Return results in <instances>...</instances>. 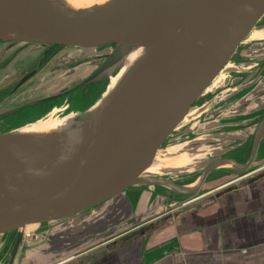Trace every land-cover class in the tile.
<instances>
[{
    "label": "water",
    "instance_id": "1",
    "mask_svg": "<svg viewBox=\"0 0 264 264\" xmlns=\"http://www.w3.org/2000/svg\"><path fill=\"white\" fill-rule=\"evenodd\" d=\"M263 16L264 0H108L86 8L70 0H0L1 42L35 45L37 50L115 46L82 85L125 70L116 86L85 113L63 117L48 131L31 132L35 122L0 134V238L11 242L5 264H24L34 244L43 245L42 253L58 229L46 223L86 216L107 202L113 205L109 212L122 210L131 188L156 192L163 203L130 222L68 243L70 251L61 257L114 239L85 257L94 259L191 208L264 179L262 170L237 183L243 179L239 175L253 168L264 121L247 164L218 160L188 185L165 177L175 174H149L161 165L162 148L172 133ZM136 50L141 52L130 63ZM225 167L235 173L228 186L219 181L204 189L212 172ZM214 187L221 190L205 202L176 210ZM143 197L138 207L144 205Z\"/></svg>",
    "mask_w": 264,
    "mask_h": 264
},
{
    "label": "flooded vegetation",
    "instance_id": "2",
    "mask_svg": "<svg viewBox=\"0 0 264 264\" xmlns=\"http://www.w3.org/2000/svg\"><path fill=\"white\" fill-rule=\"evenodd\" d=\"M258 27L259 29L254 32L260 34V37L255 38L256 33L252 38L260 43L257 45L260 48L258 52L264 53V16L255 26V28ZM243 43L227 66L214 80L211 87L194 104L189 115L181 122L164 145L166 150L171 145H184L188 142L202 139L205 135L216 137L222 127L232 130L231 127H237L234 123H238L241 118L243 119L244 124L242 127L244 128L242 129H245V133L249 132L251 134L246 144L222 153L220 156L212 157L211 162L198 173L195 180L200 178L202 172L209 164L218 160L229 159L239 164H247L251 159L258 130L264 121V56L258 61H256L257 58L252 59L250 56H253V54L250 53V50H243ZM16 45H19V43L0 41V46H3L2 48L5 47V49H0V56H2L0 57V72L2 71L4 76L0 83V101L2 103L10 102L13 95L21 100L20 104L15 105L13 108L2 110L0 114V134L33 124L37 118L45 117L55 109L61 112L59 114L60 117L85 113L103 98L110 85L109 82L113 78V76L108 78L100 77L82 85L107 59L115 46L89 50L93 54H89L86 50H79L81 51L80 55L77 57L70 56L68 59H64L63 63L60 58L62 56L59 55L68 47L52 46L44 49L41 55L30 60L26 65L27 68H21L18 72L10 73L8 72L9 66L18 58L20 51H23L22 47L18 48ZM57 57L61 61L59 66H63H54L55 69L51 70L52 68L49 67L52 66L53 62L57 61ZM86 64L94 67L88 75L86 74L81 78L77 77L73 83H65L66 85L58 91L39 97L42 85L48 81L47 78L50 75L53 73L57 75L55 77L57 84L67 82L68 78L75 76L81 68H85ZM43 70L47 74H45L44 78L38 79L39 82L35 81V78ZM46 87H49V85ZM249 107L253 109L248 111ZM237 114H241L240 117H243L236 120ZM263 146L264 136L259 145L256 163L260 160L258 156ZM232 175H235V173ZM165 177L181 185L192 184L195 181H190L191 177H189V181L174 176L166 175ZM227 178L225 176L221 181H225Z\"/></svg>",
    "mask_w": 264,
    "mask_h": 264
},
{
    "label": "crops",
    "instance_id": "3",
    "mask_svg": "<svg viewBox=\"0 0 264 264\" xmlns=\"http://www.w3.org/2000/svg\"><path fill=\"white\" fill-rule=\"evenodd\" d=\"M222 169L234 173L229 167L216 171ZM217 187L209 195L221 190ZM64 231L76 230L58 226L55 234ZM112 240L91 244V248L85 247L68 259L58 256L39 260L43 245L34 244L36 248L28 252L24 264H264V179L191 208L146 236L85 259Z\"/></svg>",
    "mask_w": 264,
    "mask_h": 264
},
{
    "label": "rangeland",
    "instance_id": "4",
    "mask_svg": "<svg viewBox=\"0 0 264 264\" xmlns=\"http://www.w3.org/2000/svg\"><path fill=\"white\" fill-rule=\"evenodd\" d=\"M256 29H259V27L254 28L252 30V32L249 34V36L244 41L246 43H243L242 46H243V50L244 49H246V51L250 50V53L253 54V56L252 55L250 56L252 59L257 58L256 61H258V59L264 56V53L258 52L260 48L257 47V45H259L260 43L257 42L256 40H253L252 38L257 33V32L256 33L254 32ZM256 37H260V34L257 33L255 35V38ZM2 47L3 46H0V49H5V47L4 48ZM16 47L18 48L22 47L23 51L22 50L20 51L21 53L19 54L18 58L15 61H13L12 64L9 66L8 72L10 73L18 72L20 71L21 68L22 69L27 68L26 65L30 62V60H33L38 55H41L44 51V50H37V46L35 45L29 46L23 43H19V45H16ZM79 50H86L88 51L89 54H93L92 51H89L92 49L67 48L66 50H64V52L61 53V55H59V56H62L60 57L62 63L64 62V59L66 60L70 56L77 57L78 55H80L81 51ZM58 59L59 58L57 57L56 58L57 61L53 62L52 66L49 67V68H52L51 70L55 69L54 66L55 67L63 66V65L59 66V63H61V61ZM88 65L90 66V64H86L87 67L85 66V68H81L80 71L77 74H75V76L68 78L67 82H63V83L60 82L57 84L56 83L57 80H55V77L57 75L53 73L47 78L48 81L45 83L46 86L49 85V87H46L45 84L42 85L41 94H39V97H43L47 94H50L51 92L58 91L64 85L71 83V82L73 83V81L77 77L81 78L86 74L88 75L89 72H91L94 69V67H91V66L89 67ZM123 72H121L116 78H114L113 81L111 80V82H109L110 83L109 85L110 88L108 86L109 89L113 88V86L117 83L118 79L122 76ZM45 74L47 73L45 70H43L41 74H39L35 78V81L39 82L38 79L44 78ZM3 79H4V76H3V72L1 71L0 72V83L2 82ZM20 102H21L20 98L14 95L13 97H11L10 102L2 103L0 101V114L2 113V110H5L6 108L11 109L15 105L20 104ZM252 109H253L252 107L251 108L249 107L248 111ZM57 111L58 109H55L52 112H50L48 115H46L45 117L37 118L35 122H42V120L49 121L50 119L53 118L52 115H54ZM240 115L237 114L236 120L243 117V116L240 117ZM63 117H60V119H62ZM242 120L243 119L241 118L238 120V123L233 122L237 127H234V128L231 127L232 130H228L226 129V127H222V129L219 130L220 132L217 133L216 137H208L210 135L204 134L205 135V137L203 136L204 138L202 137V139L200 138L194 142H188L180 146L171 145L169 146V149L167 148L166 150L163 147L162 153L159 159V162L161 165L154 166L153 168H151L149 170V174L151 175L175 174L173 176L179 179L189 181L188 179L189 177H191L190 181H194L198 173L205 166H207L209 162H211L212 157L220 156L222 155V153H226L230 150H234L238 148L239 146H243L246 144L251 134H249V132L245 133V129H242L244 128L242 127L244 124ZM0 131H1V128H0ZM261 152L262 154H260V158H259L260 160H258L257 163L255 162L249 174L239 175L240 178H243V179L239 180L237 183L242 182L243 180H246L252 176H255L259 174L262 170H264V146ZM231 174L232 173H228L227 169H222L219 172L217 171L214 172L206 181L204 185V189L207 187L209 188L213 186L215 183L219 182V180L221 181L222 178H225V176H227L228 178L225 180L226 184L224 187L228 186V182H227L228 179H232L231 177L234 176V175L231 176ZM190 175H193V176H190ZM156 190H160V189L156 188ZM217 191L219 190H216L215 192ZM200 193L201 194L199 195H202L203 191ZM214 193H212V195ZM142 194H144L143 198H146V200L144 202V205H142L141 207H138L139 206L138 201L140 200ZM209 196L210 195L208 194L204 197L196 199L178 208L185 209V208L193 207V205L196 202H205V200H207ZM126 197L128 198V202L126 204H123L122 210H116L113 212H109V209L112 208L113 205L110 204L111 202H107L106 204H104L105 206L98 207V209L95 212L92 211L90 214L86 216L79 217V218H76L74 220H69V221L52 222L49 224L46 223L47 226H59V227L74 226L76 231H64L59 235H56V234L50 235L49 243L46 247L43 248L44 251L41 253V256H39V260H44L45 258L52 259V258H56L61 255H64L70 251V249L68 250L67 248L68 243L77 241L86 236L87 238H91L98 231H101V230L103 231L105 229H108L109 226L121 224L125 220L130 222L131 220H134L137 217V214L141 212L149 211L150 209H153V208H157L159 204L163 203V201L157 200L156 192L153 193L149 189L145 190V189H140V188H131L126 192ZM133 214H135V216H132ZM30 228L34 229L35 231V227H30ZM8 236L12 237V235H8ZM28 239H30V237H28ZM4 244H6V246ZM10 247H11V242L9 241L7 242V238L6 239L0 238V251H2L4 255H6V256L0 257V264H5L7 262L8 252H9Z\"/></svg>",
    "mask_w": 264,
    "mask_h": 264
},
{
    "label": "bare ground",
    "instance_id": "5",
    "mask_svg": "<svg viewBox=\"0 0 264 264\" xmlns=\"http://www.w3.org/2000/svg\"><path fill=\"white\" fill-rule=\"evenodd\" d=\"M71 1V3L72 4H74L76 7H80V8H86V7H90V6H93V5H95V4H102V3H104V2H107L108 0H70ZM139 52H141V50L140 51H133L131 54H130V56H129V58H128V61L131 63L135 58H136V56L139 54ZM125 72V70H122L121 72ZM120 72V73H121ZM124 72H123V74H124ZM119 73V74H120ZM118 74V75H119ZM123 74H122V76H123ZM118 75H116L115 77H113L112 78V81L114 80V78H116ZM121 76V77H122ZM120 77V78H121ZM120 78L118 79V81H117V83L119 82V80H120ZM116 83V84H117ZM116 84L114 85V87L116 86ZM113 87V88H114ZM110 96H112V93L110 94ZM61 112H59V111H57L54 115H52V117L54 118V116L55 115H57V116H55V118H54V120H53V118L52 119H50L49 121L48 120H46V121H43L42 120V122H39L37 125H36V127L31 131V132H33V131H38V132H41V131H48V130H50V129H52L55 125H56V123H58V121H59V119H60V116H59V114H60ZM68 116H72V114L71 115H68Z\"/></svg>",
    "mask_w": 264,
    "mask_h": 264
}]
</instances>
